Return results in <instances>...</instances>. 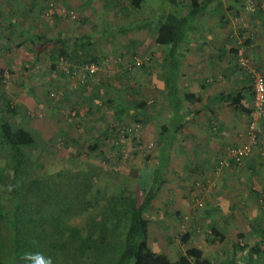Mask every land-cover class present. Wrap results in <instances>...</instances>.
<instances>
[{
	"label": "trees",
	"instance_id": "trees-1",
	"mask_svg": "<svg viewBox=\"0 0 264 264\" xmlns=\"http://www.w3.org/2000/svg\"><path fill=\"white\" fill-rule=\"evenodd\" d=\"M112 1L114 4L110 2V5L106 1L103 12L106 14L114 11L117 17L113 23L106 27L103 25L100 29V32L107 33L106 37L99 32L71 40H65L61 33L53 39L29 34L26 41L16 46L19 53L17 61L27 71L30 63L33 65L40 54H48L50 61L72 59L82 66L78 71L84 72L83 81L78 88L85 93L83 102L87 103L85 106L77 104L76 108L80 113H91L93 108L97 111L106 108L112 118L110 124L86 146L90 151L98 153L99 140L110 129L123 126L131 116L139 123V114L146 108L144 96L138 85L132 84L126 89L118 80L130 72L131 67L142 68L150 59H144L141 65H136L134 61V66L123 69L118 78L98 93L90 92V84L86 82L93 71H84L83 67L89 64L98 67L110 53L108 51L103 57L93 54L98 48L96 43L112 36L124 35L130 30H154V42L163 47L158 65L162 70L163 99L172 111V121L158 125L154 143L157 151L153 157L146 158V166L134 171L132 187L127 179H123L121 184L117 181L114 183L115 187L111 192L105 189L102 191L97 181L107 170L104 166V162H107L105 158L100 160L101 163L88 161L80 164L78 169L68 171H45L43 166L36 163L34 173L30 176L29 149L38 147L40 142L34 131L10 122L9 116L16 114L15 108L18 106H12L1 95L0 101L3 99L4 102L1 104L4 107L1 114L4 118H0V151L3 152L5 163L0 166V264H215L204 257L202 250L188 245V232L180 237L185 251L176 259L155 253L147 241L149 211L156 193L167 182L169 153L174 134L186 122L185 115L180 114L183 94L187 96L188 91L180 90L178 82L180 63L190 46L192 31L196 26H201L202 21L210 15L223 17L221 11L245 12L246 3L237 0H190L186 7L178 9L175 0H163L166 8L161 10L158 18L145 20L140 12L151 11L148 0H128L130 9L121 0ZM168 5L170 9L165 11ZM261 11L260 9L259 12ZM125 22H130L128 28L119 26ZM28 28L30 29L27 27V30ZM23 33L22 31L21 35ZM56 44L59 45L58 49L53 48ZM239 49L241 48H231L236 60ZM244 56L252 66L248 51L244 52ZM252 60L255 62L254 57ZM256 66L254 69L259 72ZM50 68L55 70L54 65H50ZM242 74H246L252 81L247 70H243ZM91 82L96 83L94 80ZM95 85L100 87L99 84ZM251 89L253 95V82ZM219 100L227 102V106L233 110L248 114L249 118L251 110H247L241 103L243 93L233 96L221 94ZM72 110L77 114L78 110ZM146 120L153 122L152 117H147ZM99 153L102 155L101 151ZM232 165L236 163L232 161ZM195 201L194 211L202 210L203 206L198 207V200ZM209 229L214 240H223V235L216 227L210 226ZM249 229L254 237L251 245L241 247L238 242L230 241L232 256L219 259L218 264L227 260L232 261V264L237 263L234 258L237 249L243 252L244 258L241 260L261 261L260 255H264V210L257 219L250 221Z\"/></svg>",
	"mask_w": 264,
	"mask_h": 264
},
{
	"label": "rangeland",
	"instance_id": "rangeland-1",
	"mask_svg": "<svg viewBox=\"0 0 264 264\" xmlns=\"http://www.w3.org/2000/svg\"><path fill=\"white\" fill-rule=\"evenodd\" d=\"M10 3V10L15 11L12 7L13 4ZM24 1V0H22ZM27 1V0H26ZM30 0H28L29 2ZM45 5L46 16L35 17L34 13L40 12L42 9L38 10V4L35 3L32 9L25 11L23 8L20 13L26 12L25 17L27 20L32 21L33 24L37 22L36 28L33 30H38L41 32L43 29L46 30L48 27L49 32L47 38H56V36L61 33L65 40H71L73 38L71 35L81 37L86 34H94V32L101 33L102 36L106 37V32H100L103 25L105 27L109 24H103L100 20L103 18L107 20L106 16H103V10L101 6L93 7L92 10H87L84 8L79 14L81 19L79 21V16L76 14L69 2L74 0H46ZM151 11L147 13L140 12V15L145 18V20H156L161 14V10L166 8L164 6L163 0H148ZM126 3L127 0H123ZM106 3V1H105ZM246 10L241 15L232 17L230 21L226 20L223 24V29L228 32V37L233 48H241L242 50L248 51L250 54L249 58L252 63V68L257 65L259 72L264 71V48L263 50L257 51V54L251 52V47L254 46V42H251L245 34L242 33L238 36L237 30L241 27V30L245 27V20H248V13L259 17V20L264 19V2H258L257 0H246ZM260 9L261 13L259 12ZM79 11V10H78ZM20 13L17 16L20 17ZM108 13V12H107ZM108 19H110V13H108ZM257 13V15H256ZM55 15V16H54ZM78 17L76 21V16ZM35 17V18H34ZM37 18V20H36ZM26 19H22L26 21ZM31 22L27 21L26 24L32 25ZM130 22H125V24H120L119 26H126L128 28ZM26 25V28L29 27ZM261 26L262 24L259 23ZM72 28V29H71ZM108 29V28H107ZM106 29V30H107ZM1 31V30H0ZM9 32L18 31L9 28ZM65 31V32H64ZM46 32V31H45ZM24 34H31V32H24ZM70 34V35H69ZM77 34V35H76ZM3 35V32H0ZM259 40L261 45L264 47V33H260ZM8 36V33L7 35ZM12 39H9L8 43L0 38V70L7 71L6 66L12 67L16 64V55L18 50L13 44L18 41V37L12 35ZM142 36H139V32L135 30V33L129 35H116L109 37L105 41H101L98 48L95 49L93 54L103 57L108 51V56H105L103 61L100 62L99 66L95 65L94 71L88 77L86 82L90 84V92L98 93L104 91L106 85L111 83L114 79L121 75V72L125 68L134 66V61H143L144 59H150V64H144V67L138 68L137 66L131 67V71L125 73L123 77L118 80L119 84H122L124 88L128 89L130 86L138 85L140 88V93L143 94L144 99L147 101V105L153 107L155 104V97L157 93L155 75L159 67L158 57L159 47L152 45L151 50L145 51V49H140ZM247 38V39H246ZM259 42V43H260ZM248 45L244 46V44ZM7 44V45H6ZM95 44V45H96ZM54 49H58L59 45L53 46ZM52 48V49H53ZM155 49V50H154ZM6 52V53H3ZM261 56L259 57L258 55ZM29 57V56H28ZM255 58V62L252 60ZM25 59V57H24ZM27 59V58H26ZM234 64L237 65V61L234 57ZM13 61V63H12ZM29 62V61H28ZM259 62V63H257ZM56 63V65H55ZM30 63V67L26 72H20V76L25 75V83L22 85L23 90H27L26 95H22L16 99V93L13 95L9 91V87H4V92H0V97H5L6 102L9 101L12 106H18L15 108L16 114L14 116H9L10 122L14 125H22L29 131H34L38 139L39 146L29 149L30 162L28 166L30 167V176L34 173V165L38 163L43 166L45 171H54L64 169L76 170L79 165L88 161L101 163V159H107L104 162V166L107 168L106 172L97 181L100 189H105L106 191H112L115 187L114 183L117 181L118 184L122 183L123 179H127L129 186L133 185L134 178L132 177L133 172L143 168L145 165V160L148 156L153 157L155 152L154 144L151 142V127L149 129H144L145 124H143L144 119L140 116L135 122V117H130L126 120L125 124L121 127H116L115 129H110L105 136L101 137L99 140L100 150L102 155L98 152H93L87 149V144L91 143L94 135L102 131L107 124H110L112 118L109 111L106 108L101 110H95L91 113H83L79 111L76 106L81 104L86 105L87 102H83L84 92L78 87L83 81L82 74L83 71H78L82 66L75 63V60H59L58 62L50 61L48 54H40L39 59L33 64ZM50 65L55 66V70L50 68ZM91 65V64H89ZM84 66V65H83ZM86 66V65H85ZM85 66L83 67L85 71ZM136 67V68H135ZM7 70H6V69ZM77 69V71H76ZM237 69V68H236ZM238 69H240L238 67ZM243 71V70H242ZM9 74L11 81L12 74ZM120 74V75H119ZM24 79V78H22ZM94 80L96 83H92ZM57 82H61V85H57ZM95 84H99L96 86ZM96 86V87H95ZM102 89V90H101ZM11 95L9 97L6 96ZM2 95V96H1ZM30 99L32 104L21 105L23 99ZM16 100V104L13 103ZM3 102L0 101V118H4L1 114V109H3ZM4 103V102H3ZM23 104V103H22ZM75 108V111L72 110ZM153 112V108L149 109ZM147 134V135H145ZM262 134V133H261ZM147 137V139H146ZM146 140V141H145ZM264 151V148H263ZM264 153V152H261ZM227 161V160H226ZM183 162V160H182ZM5 163L3 158V152L0 151V166ZM229 163V162H228ZM227 163V164H228ZM262 163V162H261ZM220 166V164H219ZM243 161L234 166L232 169L233 176L236 178L239 184V188L242 185H246V194L248 199H237L239 194L232 192L227 193L226 200L224 199L225 192L222 191L223 184L216 182L218 176H215L212 180L206 181L205 183L198 182L194 185L196 190L200 191L197 197L192 195L193 201L190 204V209L185 213L180 219L169 218L166 214H156L155 211L160 208L161 202L157 201L156 206L149 212V229H148V245L157 254H164L170 259H176L178 255L183 254L185 247L180 243V237L183 233L188 232L190 235L188 245L204 252L205 258L211 260L215 264H218L219 259H224L232 256V243H237L241 247H246L252 243V233L249 229L250 221L257 219L262 210H264V183H261L262 174H264V168H262V174L258 178L260 182L253 181L251 176H247L246 180H239L241 178V169H243ZM219 169H223V166ZM248 180V181H247ZM241 184V185H240ZM226 186V185H225ZM224 186V187H225ZM263 187V189H260ZM132 187V186H131ZM201 189V190H200ZM195 192L194 190H192ZM205 191L208 193L204 194ZM222 191L224 196L218 198L216 194L215 197L212 196L215 193L221 194ZM209 193L213 198H210ZM190 199V200H191ZM202 201L204 204L202 210L194 211V201ZM196 202V201H195ZM217 212H211L208 208L214 206ZM257 215V216H255ZM169 220V221H167ZM216 227L220 233L223 235V240H214L210 234L209 227ZM227 236V239L225 238ZM220 240V241H219ZM231 241V242H230ZM237 259L235 264H264V255H260L261 261L258 260H241L244 258L243 252L237 249V253L234 255ZM231 260V259H230ZM222 264V263H220ZM223 264H232V261L227 260Z\"/></svg>",
	"mask_w": 264,
	"mask_h": 264
},
{
	"label": "crops",
	"instance_id": "crops-1",
	"mask_svg": "<svg viewBox=\"0 0 264 264\" xmlns=\"http://www.w3.org/2000/svg\"><path fill=\"white\" fill-rule=\"evenodd\" d=\"M105 1H109V5L110 2L114 4V1L112 0H74V3L71 1L69 4L75 8L74 10L79 16L80 21L81 16L79 14L82 12L81 10L77 11L76 9L86 8L90 11L96 6L104 8ZM122 1L123 0H121V2ZM189 1L190 0H175V3H177L179 9L182 6L186 7ZM237 1L245 2L246 0ZM257 1L264 2V0ZM10 3L11 0H0V32H3V35H0V38L2 41L5 40L8 43L9 39H12L14 42L12 36L14 34V36L18 37V41L13 44L17 46L28 39L27 34L23 33L21 35L22 31H29L31 32V35L47 36L49 33L47 32L49 30L48 27L41 32L33 30V28H36L37 22L33 24L32 21L27 20L25 17L30 16H26V12L20 13V10L23 8L26 9L25 11H30L32 6L37 3L38 10H42L34 13L35 17L40 15L45 17L46 11L43 10L47 4L46 0H30L29 2L28 0H13L12 7L15 8V11L10 10ZM124 5L128 9L131 8L128 6V0ZM224 8H226V6ZM169 9L170 5L167 6L165 11ZM221 12L224 14L223 17L210 15L202 21L201 26L198 28L197 26L195 27V30L192 31L190 36V46L188 51L184 53V58L180 63V81L178 82V86L180 90L186 89L188 91L187 96L183 94L184 101L182 102V114H180V116L185 115L186 122L181 129L174 134V140L171 144L169 153V173L166 176L167 182L165 186L159 189L156 193L155 201L152 203L149 211L151 212L154 206H156L157 201H159L161 202L160 208L157 209L155 213L157 214L159 212L160 215L163 213L169 218H175L177 220L180 219V216L182 217L189 211L190 204L193 201V199H191L193 198L192 195L194 194V197H197L200 194V191L196 190L193 186L198 184V182L203 184L206 181H213V173L215 176H218L216 179L217 184H223L222 191L225 192V196L222 191H220L221 194L215 193L212 196L215 197L217 194L219 196L218 198L222 199V196H224L225 199L226 196H228L227 193L232 192L233 194H239L237 199H248L246 194L247 186L242 185L241 188L236 190L238 188L236 185L240 182H238L233 176L234 172L232 169L228 168L231 166L234 169V166L236 165H232V161L230 160L226 166H223V169H219L222 167L221 165L219 166L220 161L225 162L227 160L226 150L228 147L240 146L248 142V114L241 113L240 110H233L232 107H228L227 102L225 103L219 100V96L221 94L233 96L238 93H243L242 105L247 110H251L252 108V81L250 82L249 77L246 74L243 75V71L239 70L237 65L234 64V56L233 53H231L233 45L227 38L228 32L230 33V31L226 32V29H223L224 21H230L232 17L241 15L243 11L234 10L231 13ZM19 13L20 17L17 16ZM77 15L75 16L76 21L78 19ZM116 15L117 13L115 14L114 11H112L109 15L110 19H108V15L103 13V16H106L107 20L102 18L103 20L101 19L100 21L111 24L116 19ZM248 18L249 19L244 22L246 28L243 26L241 30L240 27L237 30V34L238 36H241L242 33L245 32L243 36L246 35V37L255 44L251 47V52L257 54L258 51L259 54V51L264 48L259 40V37L261 36L259 35V32L264 33V19L259 20V17L252 15L251 13H248ZM22 19H26V21L23 20L22 22ZM27 21L31 22L32 25L26 24ZM259 23L262 25L260 26ZM26 25H29L30 29L28 28L27 30ZM9 28L13 30L17 28L18 31L9 32ZM137 31L139 32V36H142V38L140 37L142 42L141 46L139 45L140 49L148 51L151 50L152 45L159 47L160 49L157 57L158 61H160V56L163 54V47L158 46L154 42V30L139 29ZM7 33L8 36H6ZM133 33H135V30H130L125 35H133ZM75 37L77 36H66L68 39ZM23 47L25 46L23 45ZM18 54L19 53L16 55L17 66L16 64L12 67L9 65L2 66L3 68L6 67L10 74L13 73L11 78L13 83L7 82L6 84L9 86L6 84H0V92H4L3 89L7 86V88L9 87V91L6 90V92H10L12 95L16 93V99L22 95H26L28 92L21 88L22 85L24 86L26 78L25 75L20 76L19 74L20 72H26V70L21 66V62L19 63L17 61ZM258 56L260 57L261 54ZM0 60H2V58H0ZM155 67H159L154 78L157 88L155 104L153 107L148 106L147 101L145 100L146 108L143 113L139 114L140 117L144 119V129L146 130L151 127L149 135H151V142L153 144L156 142V130L158 125H164V123L167 124L172 121V111L166 106V102L163 99L161 66L156 65ZM56 84L59 86L61 85V82H57ZM6 96L9 97L11 95H7L6 93ZM13 103L16 104V100H14ZM22 103L21 105L28 106L29 104H32V101L25 98L22 100ZM150 108H153V112H150ZM147 117H152L153 122L147 121ZM257 129L259 142L253 148L252 153L243 160L244 166L243 169H241V172H239V174H241L239 180L242 178V180H246L247 178H244V176L247 177L252 175L251 179L253 181L260 182L255 178H258L262 174V168H264V153H261L264 152V117L258 123ZM95 136L96 134L94 137ZM154 148L156 153L157 148L155 146ZM144 165L146 166V163ZM235 170L236 169H234V171ZM214 182L215 181H213V183ZM261 183H264V174H262ZM259 188L263 189V187L260 186ZM206 193H208V191L204 192V194ZM210 195L211 194L209 193L208 196ZM212 196H210V198H213ZM208 210L211 214L214 211L217 212L215 205L208 208ZM225 238L227 239L226 235ZM253 239L254 237H252V241Z\"/></svg>",
	"mask_w": 264,
	"mask_h": 264
},
{
	"label": "built area",
	"instance_id": "built-area-1",
	"mask_svg": "<svg viewBox=\"0 0 264 264\" xmlns=\"http://www.w3.org/2000/svg\"><path fill=\"white\" fill-rule=\"evenodd\" d=\"M236 61L240 70H247L253 82L252 108L247 126L248 142L238 147H228L227 161H220L221 166H226L230 160L238 165L252 153L253 148L259 142L257 125L264 117V71L257 72L253 69L242 49L238 50ZM136 65H141V61L137 60ZM85 69L94 71L95 65H86ZM8 80L9 74L0 70V84H6ZM196 205L201 207L202 203L198 201Z\"/></svg>",
	"mask_w": 264,
	"mask_h": 264
}]
</instances>
